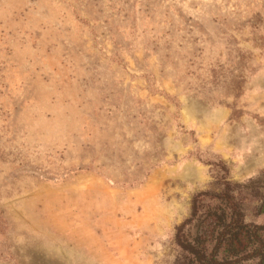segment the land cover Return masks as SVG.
Returning <instances> with one entry per match:
<instances>
[{"label": "rangeland", "instance_id": "rangeland-1", "mask_svg": "<svg viewBox=\"0 0 264 264\" xmlns=\"http://www.w3.org/2000/svg\"><path fill=\"white\" fill-rule=\"evenodd\" d=\"M227 185L263 224L264 0H0V264H174Z\"/></svg>", "mask_w": 264, "mask_h": 264}, {"label": "trees", "instance_id": "trees-1", "mask_svg": "<svg viewBox=\"0 0 264 264\" xmlns=\"http://www.w3.org/2000/svg\"><path fill=\"white\" fill-rule=\"evenodd\" d=\"M264 216V199L255 210ZM174 264H264V223L247 222L240 192L200 193L175 230Z\"/></svg>", "mask_w": 264, "mask_h": 264}, {"label": "crops", "instance_id": "crops-1", "mask_svg": "<svg viewBox=\"0 0 264 264\" xmlns=\"http://www.w3.org/2000/svg\"><path fill=\"white\" fill-rule=\"evenodd\" d=\"M260 219H264V217H261ZM264 221V220H263Z\"/></svg>", "mask_w": 264, "mask_h": 264}]
</instances>
